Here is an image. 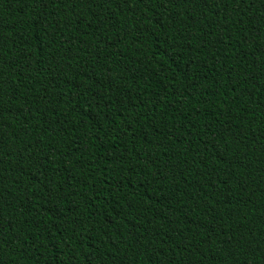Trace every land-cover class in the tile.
Instances as JSON below:
<instances>
[{
  "label": "trees",
  "instance_id": "obj_1",
  "mask_svg": "<svg viewBox=\"0 0 264 264\" xmlns=\"http://www.w3.org/2000/svg\"><path fill=\"white\" fill-rule=\"evenodd\" d=\"M0 264H264V0H0Z\"/></svg>",
  "mask_w": 264,
  "mask_h": 264
},
{
  "label": "snow or ice",
  "instance_id": "obj_2",
  "mask_svg": "<svg viewBox=\"0 0 264 264\" xmlns=\"http://www.w3.org/2000/svg\"><path fill=\"white\" fill-rule=\"evenodd\" d=\"M85 3L91 2V0H84ZM238 2H242V0H238Z\"/></svg>",
  "mask_w": 264,
  "mask_h": 264
}]
</instances>
